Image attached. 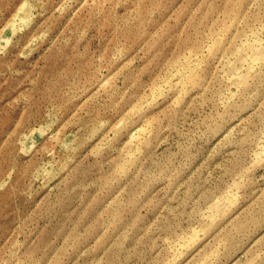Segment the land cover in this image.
I'll return each mask as SVG.
<instances>
[{"label": "rangeland", "instance_id": "374dc122", "mask_svg": "<svg viewBox=\"0 0 264 264\" xmlns=\"http://www.w3.org/2000/svg\"><path fill=\"white\" fill-rule=\"evenodd\" d=\"M0 264H264V0H0Z\"/></svg>", "mask_w": 264, "mask_h": 264}, {"label": "bare ground", "instance_id": "6f19581e", "mask_svg": "<svg viewBox=\"0 0 264 264\" xmlns=\"http://www.w3.org/2000/svg\"><path fill=\"white\" fill-rule=\"evenodd\" d=\"M24 8L26 9V8H28V7H26V6H24ZM23 9V8H22ZM26 11V10H25ZM26 14H29V13H27V12H25Z\"/></svg>", "mask_w": 264, "mask_h": 264}]
</instances>
